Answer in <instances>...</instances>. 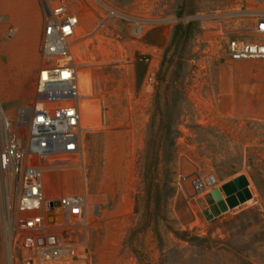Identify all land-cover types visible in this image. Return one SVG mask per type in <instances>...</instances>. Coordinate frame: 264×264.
<instances>
[{
  "label": "rangeland",
  "instance_id": "rangeland-1",
  "mask_svg": "<svg viewBox=\"0 0 264 264\" xmlns=\"http://www.w3.org/2000/svg\"><path fill=\"white\" fill-rule=\"evenodd\" d=\"M26 1L13 6L11 16L8 0H0V101L11 119L30 101L43 66L40 0ZM72 1L83 18L72 49L90 127L83 137L87 202L96 210L86 233L73 227L70 237L85 242L73 264H264V58L232 60L218 46L205 48L194 20L186 38L182 34L190 16L226 10L230 0H102L153 20L141 37L130 21L96 28V6ZM79 75L88 77L90 94ZM164 98L174 101L168 112L179 130L173 140L176 192L157 235L135 211L142 195L137 160L151 114L163 112ZM83 102L90 104L88 116ZM67 165L52 175L48 193L82 190L83 172ZM196 174L204 192L191 185ZM238 176L245 177L250 196L230 206L222 185ZM213 190L226 201L225 210ZM6 224L0 210V264H38L27 249L34 231L11 230L9 245Z\"/></svg>",
  "mask_w": 264,
  "mask_h": 264
},
{
  "label": "built area",
  "instance_id": "built-area-1",
  "mask_svg": "<svg viewBox=\"0 0 264 264\" xmlns=\"http://www.w3.org/2000/svg\"><path fill=\"white\" fill-rule=\"evenodd\" d=\"M87 2L99 12L96 28L125 20L134 23V34L141 37L148 29L144 26L153 24V20L128 14L102 0ZM40 4L43 66L32 97L12 119L0 101V210L7 222L9 245L11 230H32L33 244L27 249L36 263L73 264L85 253L84 240L70 237L73 227L86 233L96 213L87 202L83 137L90 127L83 121L72 49L83 18L72 0H40ZM188 20L198 24L205 48L218 46L232 60L264 58V9L209 10ZM69 163L83 172L82 190L48 193L52 175L71 168ZM191 185L199 192L206 189L200 174L191 179ZM39 237L44 238L43 244L38 243ZM8 258L12 259L10 250Z\"/></svg>",
  "mask_w": 264,
  "mask_h": 264
},
{
  "label": "trees",
  "instance_id": "trees-1",
  "mask_svg": "<svg viewBox=\"0 0 264 264\" xmlns=\"http://www.w3.org/2000/svg\"><path fill=\"white\" fill-rule=\"evenodd\" d=\"M194 22L190 21L183 26V35L190 33ZM174 101L164 98L162 102L163 112L158 115L151 114L145 146L140 153L137 164L142 183L141 196L135 202V211L142 215L143 226L152 227L158 235V222L165 213L166 205L176 192V174L173 162L176 154L174 138L179 132L174 118L169 114ZM158 116V117H157ZM165 143V145H163ZM213 195L219 201L220 206H225L218 190H213ZM250 196L246 185L239 189L235 195L228 196V205L235 206L245 201ZM226 207H222L225 210ZM177 233V234H176ZM180 235L179 232H175Z\"/></svg>",
  "mask_w": 264,
  "mask_h": 264
},
{
  "label": "crops",
  "instance_id": "crops-1",
  "mask_svg": "<svg viewBox=\"0 0 264 264\" xmlns=\"http://www.w3.org/2000/svg\"><path fill=\"white\" fill-rule=\"evenodd\" d=\"M33 2H36L37 0H32ZM8 3L10 5L9 15L12 16V7L15 6L16 4H23L26 5L27 1L26 0H8ZM231 7H239L241 10H259V9H264V0H230V4L228 8ZM42 13V12H41ZM42 15V14H41ZM26 20L29 21V15L28 13L26 14ZM29 25V24H28ZM23 29V28H22ZM28 29V27H27ZM41 32H42V16L40 17V20L38 22V34L41 38ZM215 199V198H214ZM216 200V199H215ZM222 201H224L225 206H220L219 201L216 200L222 209V207H226V201L221 198Z\"/></svg>",
  "mask_w": 264,
  "mask_h": 264
},
{
  "label": "water",
  "instance_id": "water-1",
  "mask_svg": "<svg viewBox=\"0 0 264 264\" xmlns=\"http://www.w3.org/2000/svg\"><path fill=\"white\" fill-rule=\"evenodd\" d=\"M246 184H247V181H246L245 177L244 176H238V177L234 178L233 180L224 183L222 185V189L224 190L225 194L228 197V196H231L234 193H236L239 189H242V187ZM212 209H213L214 213L217 212L214 207H212ZM37 241L39 244H43L44 238L39 237ZM28 242H31V241H28Z\"/></svg>",
  "mask_w": 264,
  "mask_h": 264
},
{
  "label": "bare ground",
  "instance_id": "bare-ground-1",
  "mask_svg": "<svg viewBox=\"0 0 264 264\" xmlns=\"http://www.w3.org/2000/svg\"><path fill=\"white\" fill-rule=\"evenodd\" d=\"M79 80L82 83L84 94L85 95L90 94V92H91V84H90V81H89L88 77H84V76L82 77V76L79 75ZM83 108H84V110L86 112V115L88 116L90 114V111H91L90 104L88 102L87 103L83 102Z\"/></svg>",
  "mask_w": 264,
  "mask_h": 264
}]
</instances>
